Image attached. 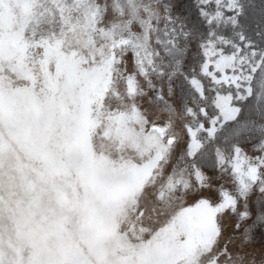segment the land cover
I'll use <instances>...</instances> for the list:
<instances>
[{
	"label": "snow or ice",
	"instance_id": "6c2138e0",
	"mask_svg": "<svg viewBox=\"0 0 264 264\" xmlns=\"http://www.w3.org/2000/svg\"><path fill=\"white\" fill-rule=\"evenodd\" d=\"M0 264H264V0H0Z\"/></svg>",
	"mask_w": 264,
	"mask_h": 264
}]
</instances>
